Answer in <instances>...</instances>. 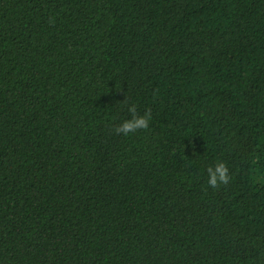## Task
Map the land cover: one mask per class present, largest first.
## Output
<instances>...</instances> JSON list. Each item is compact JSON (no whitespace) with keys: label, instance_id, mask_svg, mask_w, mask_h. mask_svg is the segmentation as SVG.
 Listing matches in <instances>:
<instances>
[{"label":"trees","instance_id":"16d2710c","mask_svg":"<svg viewBox=\"0 0 264 264\" xmlns=\"http://www.w3.org/2000/svg\"><path fill=\"white\" fill-rule=\"evenodd\" d=\"M0 264H264V0H0Z\"/></svg>","mask_w":264,"mask_h":264},{"label":"clouds","instance_id":"9594fccd","mask_svg":"<svg viewBox=\"0 0 264 264\" xmlns=\"http://www.w3.org/2000/svg\"><path fill=\"white\" fill-rule=\"evenodd\" d=\"M124 103L127 104V98L124 100ZM127 111L131 114L130 118L125 119L121 124L116 126L115 132L117 134L128 136L139 130H147L149 128L152 116L150 109L141 114L138 112L137 105L131 104L128 106ZM207 173V184L213 189L227 185L231 180L229 167L224 161H218L215 165H210L207 168Z\"/></svg>","mask_w":264,"mask_h":264}]
</instances>
